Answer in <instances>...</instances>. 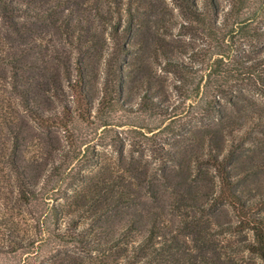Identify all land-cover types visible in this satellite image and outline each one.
<instances>
[{
	"label": "rangeland",
	"instance_id": "obj_1",
	"mask_svg": "<svg viewBox=\"0 0 264 264\" xmlns=\"http://www.w3.org/2000/svg\"><path fill=\"white\" fill-rule=\"evenodd\" d=\"M40 1L46 17L19 19L22 29L26 28L25 34L11 32L0 20V264L72 263L77 257L84 264L99 260V254L89 256L80 251L79 245L57 235L66 229V223L55 216V211L72 202L83 187L82 178L98 175L107 164L109 175L117 167L122 171L137 169L139 177L132 179V189L144 193L157 161L150 150L153 133L141 128L160 127L162 131L172 122L176 130H184L183 135L192 129L200 135L196 129L208 127L216 131L211 145L222 147L225 154L233 156L237 175L250 176L248 188L264 214V123H251L244 117L254 116L264 122V97L258 91L257 74L260 60L264 59V0H244L238 11L237 0H219L220 11L212 19L213 30L186 21L170 0H155L162 4L166 16H153L151 25L135 34L136 51L130 55L122 54V45L108 40L111 26L103 21V17L113 20L123 31L128 15L121 18L119 13L120 9L126 12L128 0L120 5L114 0ZM81 29L88 30L87 40L94 38L98 44L87 58L71 45L70 36ZM124 43L127 48L132 47ZM83 44L78 41V45ZM112 54L125 72L121 101L133 105L135 115L121 106L108 113L101 109L106 61ZM167 59L184 68L170 69ZM78 60L89 65L86 91L94 108L87 115L69 81V77L73 84L79 81ZM24 63L43 64L48 80L38 94L55 112H63L62 101L69 105L75 118L69 131L39 125L33 114L22 107L14 87L16 75H23L20 65ZM256 68L258 71H254ZM149 82L154 91L151 95L170 107L172 117H155L141 111L142 95ZM46 84L51 89L45 88ZM231 102L237 107L233 108ZM223 114L228 118L223 119ZM225 122L240 125L241 137L232 147L221 133ZM177 138L170 140L179 142ZM122 150L129 158L116 166L117 154ZM15 160L33 187L34 195L30 197L22 196L11 166ZM209 172L211 177L218 174L216 170ZM208 185L200 183V191ZM170 199L169 195V200H164L165 206L170 205ZM170 218L177 224L185 219L180 215ZM113 220L115 226H122L126 216H115ZM16 236L23 238L22 248L16 244ZM239 236H224L222 243H232L237 248ZM195 238L192 234L182 235L189 247L183 248L181 258L190 257L196 264H263L248 252L224 249L229 256H218L212 251L213 243L204 249L196 248Z\"/></svg>",
	"mask_w": 264,
	"mask_h": 264
},
{
	"label": "trees",
	"instance_id": "obj_2",
	"mask_svg": "<svg viewBox=\"0 0 264 264\" xmlns=\"http://www.w3.org/2000/svg\"><path fill=\"white\" fill-rule=\"evenodd\" d=\"M122 1L124 0H114L118 5ZM170 2L186 21L213 30L215 24H212V19L217 18L220 11L219 0ZM163 3L165 4V1ZM40 5V0H0V20L11 32L17 35L25 34L26 28L22 29L23 24L19 19H44L45 11ZM241 5H244V0H237V11ZM165 13L162 4L155 0H128L126 12L123 13L120 9L119 13L121 18L125 14L128 15L123 31L119 24L103 17V21H107L111 26L108 40L122 45V54H134L135 34L149 25L153 16H166ZM87 35L88 30L81 29L77 35L70 36L71 45L77 46L80 56L86 58L98 46L94 38L87 40ZM82 37H85V40H82ZM79 40L84 41V44L78 45ZM124 42L130 43L132 47L127 48ZM167 61L170 69L178 71L184 68L178 62L169 59ZM260 62L261 70L257 72L260 78L258 91L264 97V59ZM42 65H20L23 75H16L15 94L20 98L22 107L33 114L39 125L56 126L69 131L75 122L69 105L62 101L63 112H55L50 104H46L44 97L38 94L39 89L44 87L48 80L47 71ZM77 66L80 68L79 81L73 84L71 77H68L87 115L88 111L94 108L86 91L90 83L87 81L89 65L84 63V60H78ZM257 69L254 71H258ZM105 73L101 109L107 112L121 106L127 113L137 114L133 105L121 101L125 72L114 54L106 61ZM147 85L149 88L142 95L141 111L155 117H170V107L163 100L155 99L151 95L154 94L152 82ZM47 87L48 90L51 89L49 84H46L45 88ZM231 105L233 108L237 107L234 102H231ZM244 117L251 123H264L261 119L255 120L254 116ZM222 118H228V115L223 114ZM172 119L171 121H176ZM239 126L238 122H225L222 125L223 138L228 139L231 147L236 145L241 137ZM141 129L153 133L150 150L155 153L157 161L153 168L154 174L144 187L146 191L143 193L132 189V179L139 177L134 167L126 171L117 167L118 170L109 175V165L102 166L98 175L80 180L83 187L76 192L67 207H58L55 211V216L62 217L66 223V229L60 230L57 235L68 243L79 245L80 251L89 256L99 254V260L95 259L90 264H196L190 257L181 258L183 248L186 250L189 247L187 240H182V235L191 234L196 236V248L204 249L206 244L213 243L212 251L218 256H229L224 249L231 252H248L264 264V214L258 206L259 200L248 188L250 176L236 174L233 156L225 154L222 147L211 145L216 131L208 127L196 129L201 132L200 135H197L194 129L183 135L184 130H176L174 122L162 131L160 127ZM158 130L160 132L155 133ZM163 136L164 138H161ZM172 137H178L180 141L173 142L170 140ZM166 145L173 146L165 148ZM128 158L129 155L124 150L120 151L115 165L126 163ZM11 166L22 196L27 198L34 195L24 168L17 160L13 161ZM209 170H216L218 174L211 177ZM202 182H208L209 185L200 191ZM169 195L170 205L165 206L164 200H169ZM175 215L185 219L182 218L177 224L170 218ZM115 216H126V222L122 226H115ZM227 235H240V245L237 248H234L232 243L223 245V237ZM15 241L19 247H23V238L16 236ZM75 259L72 263L59 264H84L80 257ZM213 264L222 263L217 261Z\"/></svg>",
	"mask_w": 264,
	"mask_h": 264
}]
</instances>
